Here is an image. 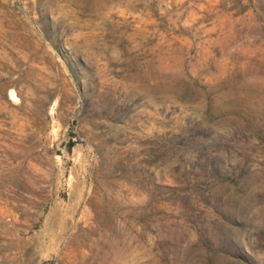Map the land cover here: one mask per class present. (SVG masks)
I'll use <instances>...</instances> for the list:
<instances>
[{"label": "rangeland", "instance_id": "obj_1", "mask_svg": "<svg viewBox=\"0 0 264 264\" xmlns=\"http://www.w3.org/2000/svg\"><path fill=\"white\" fill-rule=\"evenodd\" d=\"M0 264H264V0H0Z\"/></svg>", "mask_w": 264, "mask_h": 264}]
</instances>
